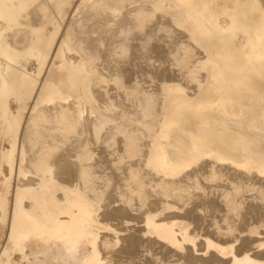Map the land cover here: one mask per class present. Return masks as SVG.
<instances>
[{
  "label": "bare ground",
  "instance_id": "bare-ground-1",
  "mask_svg": "<svg viewBox=\"0 0 264 264\" xmlns=\"http://www.w3.org/2000/svg\"><path fill=\"white\" fill-rule=\"evenodd\" d=\"M0 264H264V0H0Z\"/></svg>",
  "mask_w": 264,
  "mask_h": 264
}]
</instances>
